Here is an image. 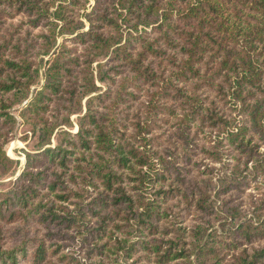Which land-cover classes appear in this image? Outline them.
I'll return each instance as SVG.
<instances>
[{
	"label": "trees",
	"instance_id": "16d2710c",
	"mask_svg": "<svg viewBox=\"0 0 264 264\" xmlns=\"http://www.w3.org/2000/svg\"><path fill=\"white\" fill-rule=\"evenodd\" d=\"M86 2L0 0V18L21 15L33 28L47 26L36 35V54H48L59 33L73 35L82 46L75 52L58 45L42 85L21 111L23 119L34 121L36 144L43 149L26 153L13 185L0 190V264H20L28 252L30 264H86L63 252L60 243L48 245L42 238L28 251L24 234L13 247H3V224L15 219L27 224L30 217L75 230L88 264H105L104 258L127 264H224L228 255L226 264H263L264 248L241 244L264 235V215L256 214L255 223L239 204L217 199L239 189L248 173L264 176V0H94L84 12V29L74 7L85 8ZM22 23L0 30V143L16 123L9 108L29 96L39 75L31 58L36 40L21 35ZM122 24L130 30L124 40ZM107 55L96 76L116 88L87 97L72 134L63 127L81 110L82 98L98 89L92 63ZM143 93L145 118L129 126L127 104ZM119 102L124 108H116ZM162 114L178 128L175 136L185 149L199 134L212 135L211 144L199 147L226 172L218 176L213 166L202 164L201 186L190 188L181 182L182 166L174 154L136 144L149 140L147 128ZM7 162L13 161L0 145V165ZM173 206L182 215L193 210L200 219L223 214L232 225L225 233L207 232V219L179 225Z\"/></svg>",
	"mask_w": 264,
	"mask_h": 264
},
{
	"label": "rangeland",
	"instance_id": "374dc122",
	"mask_svg": "<svg viewBox=\"0 0 264 264\" xmlns=\"http://www.w3.org/2000/svg\"><path fill=\"white\" fill-rule=\"evenodd\" d=\"M94 0H87L86 6L79 7L75 6V18H78L79 20L83 21L84 29L88 27V23L84 18V12L89 11L91 5L93 4ZM57 3V2H56ZM53 10V8H51ZM20 21H23L21 25V35L26 36L27 38L31 40H36L34 44V49L31 51L32 55L31 58L35 61V64H37L39 69V75L37 79L35 80V83L32 84L29 87V96L22 100L21 102L13 105L11 108H9V112L15 117L16 123L13 127V130L9 132L7 139L0 143L2 150L5 152V154L13 161V162H7L6 166L0 165V190H6L10 188L15 179L18 177L21 170L24 168L26 164V153H29L30 155L39 153L43 148L37 146V132L34 130L33 123L31 120H25L21 116V111L24 108V106L27 104V102L30 100L32 95L36 92V90L39 89V87L42 85L44 80V70L48 64V62L53 57V52L57 51L58 45L64 43L66 44L67 48L75 49V52H81L82 46L79 43H76L75 40L72 39L73 35L68 34H56V44L51 48L50 52L48 54L44 53H37L39 48L37 46L38 40L40 39L36 35L39 34L42 31H46L47 26L42 25L40 27H31L27 25L24 21V17L21 15H17L13 18H8L7 16L3 15V17L0 18V30L2 32H7L8 30H14L17 23ZM138 29H143L141 26H139ZM147 31H151L150 27L145 28ZM149 29V30H148ZM130 31V30H129ZM128 27H126L124 24H122V40H124L127 37ZM133 30L131 31V33ZM109 61V55L103 56L102 58L95 60L92 63V70L93 75L95 77V84L98 86V89L94 91L93 93L86 95L81 100V110L78 112H74L69 116V123L67 126H64L63 129L73 133L77 132V122L79 121V116H82V114L85 111V104L86 99L90 95H95L104 91H111L110 94L113 93L116 86L114 84H111L110 82H101L97 79V66L99 62H108ZM106 68L107 65H104ZM119 76L116 77V80H118ZM138 92V90H137ZM109 97L104 98V104L107 103V99ZM145 95L140 94L137 100L129 101L127 104V109L129 111V116L131 118V121H129V126L133 124L135 121L139 120V117L143 119L145 116L143 115L144 106H145ZM121 102V101H120ZM116 107L117 109L124 108V103H120ZM97 104V102H96ZM97 110L102 111L103 107L99 103V105H96ZM53 111L49 112V114H52ZM49 114L44 113L43 116L49 117ZM166 114H162L160 117L161 119L157 120L156 125H152L151 127L147 128V138L149 140H138L136 141V144H139V146H142L144 149H148L149 147L153 146V148H158L163 154H174L176 158V163L179 164L181 173L180 177H183V180H181L183 185H187L190 188L194 187V185H200L201 182L199 181V178L204 176L203 173H200L198 169L202 170L204 165L202 164H210V166H213L215 168V173L220 176L224 172H226V169H222V165L218 162H213L209 158H206L203 151L200 149L199 146L202 145V143L209 145L213 141L212 135H203L199 134L198 137H194L192 143L190 144V147L188 149H185L186 144L175 136V133L178 132V128H176L174 124H171V121L168 122L167 120H164L166 117ZM145 120V119H144ZM128 133H131V128L127 131ZM56 133V132H55ZM55 133L52 134L50 138V145L54 146L56 144V137ZM211 136V137H210ZM47 146V145H46ZM45 147V146H44ZM261 151H264V146L260 147ZM185 154L184 156H177V154ZM226 160L231 162V158L229 156H225ZM43 159V162L45 163V159ZM249 166L251 164L249 163ZM229 168V165L228 167ZM214 179L216 178V176ZM248 180H245L244 183L239 187V189L231 190L225 195L219 196L217 200H230L233 204H239L242 210H244L243 215H245L246 219H251L253 222L257 223V215L256 214H263L264 215V176L262 174H258L256 176H253L248 173ZM179 182L178 180L175 181L174 184ZM217 198V197H216ZM263 207V208H262ZM254 208L256 210H254ZM180 212L181 215H176V212ZM173 218L176 222V224L184 225L186 227L190 226L194 222H199L200 220H208L209 225L207 232L216 229L218 233H225L226 228L231 226L228 218L224 219L223 214L219 216H203V219H200L199 214H196L193 210L191 212H188L187 215L180 211V209L176 206H173ZM218 217V219H217ZM90 224H95L97 221L94 217H88ZM216 218V219H215ZM20 222L18 219H15L12 222L3 224L4 228V235L2 240V246L3 247H13L15 244H17L20 239L22 238V234H24L23 238H26L29 243V249L30 251L32 249V246L36 245L39 240L42 238L46 244H51L52 242H58L60 243V248L63 250V252L72 253L82 261V263L88 264L89 260L85 257L86 251H85V244L82 242L80 236L76 233L75 230L71 231H65L63 229H60L56 226L49 225L47 226L45 223H42L38 220H35L34 217H30L29 221L26 222ZM213 224V225H211ZM33 244V245H32ZM255 247L257 249L264 248V235L255 237L250 243H242L241 247H246L250 250L251 247ZM59 254V253H58ZM58 254L52 256V260L56 261ZM30 253H27V257L24 259L21 258L20 264H30ZM193 257V256H192ZM230 259V256L228 255L225 260L223 261L224 264L228 262ZM105 264H127L128 261L123 260L122 258H118L116 261H110L109 259L104 258ZM264 264V259L263 262ZM150 264V263H149Z\"/></svg>",
	"mask_w": 264,
	"mask_h": 264
}]
</instances>
